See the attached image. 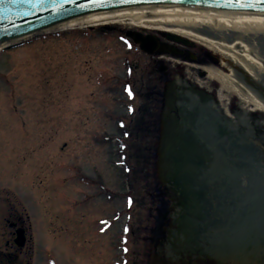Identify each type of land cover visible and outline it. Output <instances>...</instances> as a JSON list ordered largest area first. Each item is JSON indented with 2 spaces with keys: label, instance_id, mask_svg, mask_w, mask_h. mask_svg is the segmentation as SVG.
Here are the masks:
<instances>
[{
  "label": "rangeland",
  "instance_id": "rangeland-1",
  "mask_svg": "<svg viewBox=\"0 0 264 264\" xmlns=\"http://www.w3.org/2000/svg\"><path fill=\"white\" fill-rule=\"evenodd\" d=\"M128 28L49 32L0 52V264H264V114L243 117L259 153L239 178L222 156L206 167L189 138L171 151L182 206L180 183L158 169L163 77L126 49ZM188 64L208 93L217 82Z\"/></svg>",
  "mask_w": 264,
  "mask_h": 264
},
{
  "label": "bare ground",
  "instance_id": "bare-ground-1",
  "mask_svg": "<svg viewBox=\"0 0 264 264\" xmlns=\"http://www.w3.org/2000/svg\"><path fill=\"white\" fill-rule=\"evenodd\" d=\"M108 24H123L171 33L204 46L219 57L218 67L209 66L204 67L203 70L208 78L219 84L218 100L225 113L227 114V110L223 102L229 95H233L242 108L240 119L242 125L246 126L247 121L243 117L248 109L264 114L263 12L214 10L198 6L128 7L87 14L60 24L48 32L85 29ZM2 47L3 45L0 46V49ZM235 69H239L251 84L258 87V92L261 94L258 95L253 89L238 81L234 74ZM197 82L202 84L198 80ZM200 94L202 95L199 92L193 93L192 97L196 95L197 98ZM190 100L192 99L186 101ZM171 106L172 101L170 99L165 109V119L162 121V126L164 130L174 135L173 139H176L179 135L174 133V130L179 131L177 122L168 117ZM193 122L195 123V121ZM202 156L206 162L212 160L211 156ZM229 260L232 264H239L233 257Z\"/></svg>",
  "mask_w": 264,
  "mask_h": 264
},
{
  "label": "water",
  "instance_id": "water-1",
  "mask_svg": "<svg viewBox=\"0 0 264 264\" xmlns=\"http://www.w3.org/2000/svg\"><path fill=\"white\" fill-rule=\"evenodd\" d=\"M33 2L35 3L36 0H33ZM139 6H198L203 8H211L214 10H243L249 12L264 13V0H44V3L42 5L37 4L36 7H32L31 5L27 4L18 5L13 3H6L4 5H0V46L3 45L0 50L17 46L35 37L44 35L45 33H48V30L60 24L66 23L70 20L82 17L87 14ZM128 36L134 41V43L140 45V48L143 52L147 54H151L153 52L155 48V42L151 38H143L137 33L133 32H128ZM166 36L169 40L174 42L183 44L190 43L188 39L179 35L167 33ZM16 40L19 41L16 42ZM235 77L238 81L241 82L239 76L235 74ZM170 99L168 98V101ZM184 118L186 121V126L191 131L188 130L187 133L178 135L176 139H173L174 135H171L168 131L164 130V127L161 128V146L158 149V169L160 171L167 172L168 165L170 163L169 155L171 154V151L179 149L180 147L179 146L178 148L166 149V147H163V145L168 142H179L178 144L182 145L187 138H189V143L193 145L192 147L198 148V151H200V149H204L203 155L211 156V163L217 162L218 158L222 156L225 161L222 166L224 170H227L229 172L231 166L228 164V162H231L232 166L236 167L237 178H239L242 173L247 171V169L245 171H241L239 167L241 163L247 164V162L244 161V155L249 154L248 151L257 150V148L252 143L243 144V148H241L242 145L239 146L236 140L228 134L227 136L223 135L222 137H220L226 139L225 141H227L228 144L226 148L222 149L208 147L206 141L218 143L219 134L215 135L211 129L206 128L208 124L204 115L200 113L194 114L191 112L188 115L186 114ZM193 121H195V123ZM189 131L192 133H190ZM206 131L210 133L207 135V137ZM228 133L230 132L228 131ZM245 150H247L246 153L240 154V151ZM200 153L197 152L195 154L196 159L199 158L200 161H205L204 157ZM199 155L201 156L199 157ZM209 162L205 161L206 167H209ZM256 162V164H253L254 167L251 166L253 170H256L259 167V161L256 160ZM170 166L172 170H170V172H167V175L171 179L169 181L171 182L169 183V185H177L178 187H180V185L182 184V180L178 178L179 174L177 169H175V173H172L173 171H175L174 168H177V166H172V164ZM178 182L180 183V185ZM181 187V190H178V194L180 196L178 197L181 199L180 202L183 206V204L188 203L189 195H186L183 192L184 189L182 185ZM217 187L218 185L216 186V188ZM171 190L175 191V187L171 188ZM177 203L179 202L177 201Z\"/></svg>",
  "mask_w": 264,
  "mask_h": 264
},
{
  "label": "flooded vegetation",
  "instance_id": "flooded-vegetation-1",
  "mask_svg": "<svg viewBox=\"0 0 264 264\" xmlns=\"http://www.w3.org/2000/svg\"><path fill=\"white\" fill-rule=\"evenodd\" d=\"M128 32L137 33L143 38H151L152 40H154L155 48L153 52L151 54H146L142 52L140 49V45L135 44L134 41H132V39L128 36ZM166 35L167 33L159 32L156 30L132 27L124 30L123 39L122 40L119 39V41L121 40L122 43L128 44V46L129 45L137 46V49L139 50L138 52L148 57L150 59V62L154 65V67L157 66L160 75L163 77L161 81L162 87L160 89L161 102L159 105V110L156 114L157 122H158L157 124L158 141L156 144V148L159 149L161 146V141L159 140V138H161V128L163 127L162 121H164L165 119V112H166L165 109L168 104V98L170 99V97L172 101V106L168 112V117L170 118V120L177 122L176 124L178 125L179 131L174 130L175 134L182 135L183 133H187V131L190 130L186 126V121L184 118L186 114L188 115L191 112L194 114L200 113L204 115V117L206 118V122L208 124L206 128L211 129L215 135L219 134L218 143L206 141L208 147H215L222 149L226 148L228 145L227 141H225L226 139L220 137H222L223 135L227 136L228 134L236 140L239 146L242 145L241 148H243V144L252 143L254 145L253 140L257 139V137L254 134H252L250 126H246V128L243 129L242 124L238 122L236 123V129H233L231 128V126L228 125V120L226 118L224 108L222 107V104L218 100V92L220 87L218 86L217 88V83L213 84L210 88L209 87L207 88L208 93H204L202 95L200 94L197 96V98L196 95L192 97L193 93L196 92L200 93L202 91L196 87L198 85L197 81L192 82L189 78L184 76L186 72H188L190 66L188 62L195 63L196 66L193 65V67L203 70V68L205 67L204 66L205 63L207 62L210 63L209 65H211V67H218L219 57L212 52L196 51L195 53L193 52V50L196 48L194 42H190L188 44L178 43L169 40ZM263 48L264 46H262V49ZM174 63H176L177 65H175ZM234 72H235L234 74L239 76L242 84L248 86L250 89H253V91L256 92L258 95L261 94L260 92H258V87L251 84L239 69H235ZM200 87L202 88L201 85ZM187 99H192V100L186 101ZM238 103L239 102H237L236 104L237 109L236 108L231 109L230 107H227L226 108L227 113L230 114V112H232L234 115L235 114L239 115V113H242L241 105ZM248 111L253 112V110L251 109H248ZM149 124L151 126L156 125L155 119L152 122L149 121ZM240 127H242V129H240ZM228 131L230 133H228ZM208 134L210 133L206 131V137ZM178 143L179 142L176 143L168 142L165 145H163V147L165 146L166 149L178 148L180 146V144ZM248 152H249L248 155H250V153H253L254 157H257L259 153L258 149L256 151H248ZM165 188L167 189L166 186ZM168 189L165 190L167 194H169L170 192V190ZM175 221L176 219L174 218V222ZM17 230H18L17 231L18 236L21 238L23 232L21 229H17ZM16 241L19 242V240ZM227 262L229 264H232L231 260H228Z\"/></svg>",
  "mask_w": 264,
  "mask_h": 264
},
{
  "label": "snow or ice",
  "instance_id": "snow-or-ice-1",
  "mask_svg": "<svg viewBox=\"0 0 264 264\" xmlns=\"http://www.w3.org/2000/svg\"><path fill=\"white\" fill-rule=\"evenodd\" d=\"M6 3H13L18 5H31L32 7H36L37 4H43L44 0H36L34 3L33 0H0V5H4Z\"/></svg>",
  "mask_w": 264,
  "mask_h": 264
}]
</instances>
